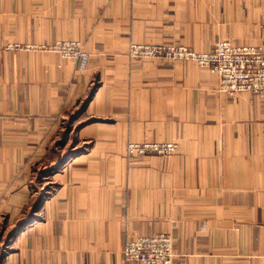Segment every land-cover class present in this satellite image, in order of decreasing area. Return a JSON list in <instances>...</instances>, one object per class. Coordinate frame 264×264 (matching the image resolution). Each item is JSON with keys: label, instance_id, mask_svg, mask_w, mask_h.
Returning <instances> with one entry per match:
<instances>
[{"label": "crops", "instance_id": "1", "mask_svg": "<svg viewBox=\"0 0 264 264\" xmlns=\"http://www.w3.org/2000/svg\"><path fill=\"white\" fill-rule=\"evenodd\" d=\"M222 38L263 44L264 0H0V264H138L125 238L156 233L173 264H264V94L126 54ZM64 39L89 52L86 69L9 47ZM129 141L176 149L135 158Z\"/></svg>", "mask_w": 264, "mask_h": 264}, {"label": "built area", "instance_id": "2", "mask_svg": "<svg viewBox=\"0 0 264 264\" xmlns=\"http://www.w3.org/2000/svg\"><path fill=\"white\" fill-rule=\"evenodd\" d=\"M9 47L55 51L62 57L75 58L78 69H86L89 52L78 39L56 40L52 44H9ZM130 58L191 60L217 77V89L233 95L239 92L264 94V43L236 44L229 38L217 40L212 48L196 51L181 43L130 42L126 48ZM176 143L129 141L127 155L140 157L146 153L169 154ZM123 259L138 264H173V240L167 233L129 236L124 241Z\"/></svg>", "mask_w": 264, "mask_h": 264}, {"label": "trees", "instance_id": "3", "mask_svg": "<svg viewBox=\"0 0 264 264\" xmlns=\"http://www.w3.org/2000/svg\"><path fill=\"white\" fill-rule=\"evenodd\" d=\"M85 102H86V101H85ZM85 102L81 105V107H80L79 110H82V109H83V107H84V105H85ZM33 206H34L33 210H35V208L37 207L36 204H34ZM33 218H34L33 215H29V216L27 217V219L24 220V221H22V222L19 224V226H17V227H16V228H15L10 234H11V235H14L16 232H18V231L20 230V228H21L22 226H24V224L33 221Z\"/></svg>", "mask_w": 264, "mask_h": 264}, {"label": "rangeland", "instance_id": "4", "mask_svg": "<svg viewBox=\"0 0 264 264\" xmlns=\"http://www.w3.org/2000/svg\"><path fill=\"white\" fill-rule=\"evenodd\" d=\"M40 177V175H38V178ZM38 181L36 180V186H39V183H37ZM45 185H44V188L42 189V192H43V194L46 192V190H48L47 189V185H49L48 183H44ZM153 235V234H152ZM127 238V237H126ZM125 238V239H126ZM125 241V240H124ZM123 246H124V242H123ZM123 246H122V250H121V252H123ZM123 254V253H122ZM127 262H134V261H127Z\"/></svg>", "mask_w": 264, "mask_h": 264}]
</instances>
